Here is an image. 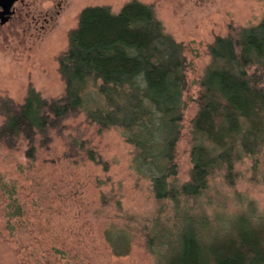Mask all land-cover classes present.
<instances>
[{
  "label": "trees",
  "instance_id": "1",
  "mask_svg": "<svg viewBox=\"0 0 264 264\" xmlns=\"http://www.w3.org/2000/svg\"><path fill=\"white\" fill-rule=\"evenodd\" d=\"M67 42L57 58L63 95L47 100L29 87L20 105L1 100L0 148L25 142L31 158L37 144L45 146L66 120L82 114L96 134L120 131L133 147L134 171L149 180L155 201L171 205L173 217L163 221L157 214L142 230L157 264H264V223L242 215L246 228L206 247L209 222L188 205L216 174L233 186L234 165L250 159L257 167L264 153V18L231 28L208 45L210 61L197 82L188 130L189 178L180 184L177 144L188 90L184 45L165 33L151 5L135 0L117 13L107 6L84 8ZM71 145L99 162L86 140L73 138ZM103 238L112 255L129 254V232L109 227Z\"/></svg>",
  "mask_w": 264,
  "mask_h": 264
},
{
  "label": "rangeland",
  "instance_id": "2",
  "mask_svg": "<svg viewBox=\"0 0 264 264\" xmlns=\"http://www.w3.org/2000/svg\"><path fill=\"white\" fill-rule=\"evenodd\" d=\"M130 1H17L9 21L0 25V102L22 104L29 87L44 99L60 98L64 82L57 58L66 50L81 10L107 6L117 13ZM135 1L151 5L165 33L185 47L188 90L176 158L180 184L188 180L191 168L188 130L196 112L197 82L210 61L207 47L231 28L259 23L264 0ZM50 136L45 146L36 145L31 158L25 142L0 148V264H157L147 250L143 226H151L157 214L163 221L173 217V210L155 201L149 180L134 171L133 147L120 131L96 134L78 114ZM73 138L86 140L99 162L72 148ZM258 161L257 167L250 159L234 165L233 186L216 174L208 190L188 202L193 213L209 222L203 234L206 247L234 238L238 227L246 228L242 215L264 223V153ZM109 227L130 233L128 255H112L103 238Z\"/></svg>",
  "mask_w": 264,
  "mask_h": 264
},
{
  "label": "water",
  "instance_id": "3",
  "mask_svg": "<svg viewBox=\"0 0 264 264\" xmlns=\"http://www.w3.org/2000/svg\"><path fill=\"white\" fill-rule=\"evenodd\" d=\"M19 0H0V25L6 24L14 13L13 6Z\"/></svg>",
  "mask_w": 264,
  "mask_h": 264
}]
</instances>
